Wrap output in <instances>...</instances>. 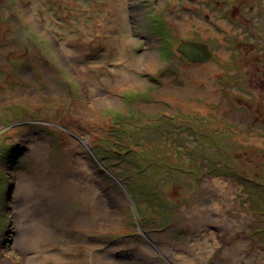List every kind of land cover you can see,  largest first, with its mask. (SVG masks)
Masks as SVG:
<instances>
[{
  "label": "rangeland",
  "instance_id": "obj_1",
  "mask_svg": "<svg viewBox=\"0 0 264 264\" xmlns=\"http://www.w3.org/2000/svg\"><path fill=\"white\" fill-rule=\"evenodd\" d=\"M222 1L0 0V264L37 256L39 264H169L159 237H187L181 209L213 194L207 179L234 185V207L250 219L241 237L264 251V196L245 190L264 192L250 180L264 182V0H241L225 14L232 1ZM157 18L178 36L209 33L215 56L193 69L164 55ZM205 65L211 77L201 75ZM205 82L213 84L206 93ZM118 130L129 140L118 143ZM41 140L48 152L36 158L31 147ZM126 148L135 156L124 159ZM73 157L91 162L99 207L84 212L72 201L74 219H88L68 239L21 250L18 227L28 238L34 230L19 219L23 208L27 221L37 213L16 204L18 187L48 190L51 178H67ZM43 207L41 218L60 217ZM224 248L208 247L191 264H212Z\"/></svg>",
  "mask_w": 264,
  "mask_h": 264
},
{
  "label": "bare ground",
  "instance_id": "obj_2",
  "mask_svg": "<svg viewBox=\"0 0 264 264\" xmlns=\"http://www.w3.org/2000/svg\"><path fill=\"white\" fill-rule=\"evenodd\" d=\"M210 66L205 65L201 68V75L204 78L211 77L212 72H215L213 66ZM205 85L204 92L206 93V91L209 92L213 84L205 82ZM207 96L210 97V94ZM112 102L110 97H107V103ZM63 134L69 137L66 133ZM71 141L72 139H70V144L73 143ZM47 152V146L42 140L41 143H35L31 147V154L36 158H45ZM64 164L69 171L67 178L62 180L51 178L53 184L48 190H44L41 186L34 190L26 185L23 192H21V185L17 189L16 204L27 205L37 213L35 218H30L27 221V213L23 208L22 215L24 216L19 218L34 228L31 232L33 235L28 238L24 236L23 227H18L16 245L23 251L29 250L31 245L41 247V243L44 241L46 243L58 240L64 242L66 238L70 237L69 228L74 227L78 221L84 222L88 219L85 213H81L78 219H74L71 211L67 210L72 201H78L84 212L91 210L94 205L95 208L99 207L98 203L93 200L92 188L86 177L91 162L83 157L77 159L73 157L66 160ZM41 173L43 170H40L38 175ZM204 185L213 194L204 199L193 201L187 209L182 208L180 212L178 222L181 223L180 226L187 233V237H182L177 241H172L164 235L159 237L160 248L166 254L169 264H191L207 254L206 248L215 250L218 244L226 246V248L212 264H233L232 260L237 258L247 259L249 264H264V260H261V257H264L263 249L247 237H241L245 225L250 219L234 207L233 199L236 194L234 185H229L223 179H207ZM49 194L52 195L51 200L42 199L43 195ZM50 201L60 209L61 215L59 218L45 220L41 218V205L44 206V212L47 208L55 211V206L50 204ZM207 230L209 231L206 232ZM200 231L204 233H199ZM20 238L21 242L27 245L20 244ZM148 240L152 242V238L148 237ZM256 255H259L258 259H255ZM104 257L106 258V255ZM33 259L31 264H39L41 260L39 256L36 257V260Z\"/></svg>",
  "mask_w": 264,
  "mask_h": 264
},
{
  "label": "trees",
  "instance_id": "obj_3",
  "mask_svg": "<svg viewBox=\"0 0 264 264\" xmlns=\"http://www.w3.org/2000/svg\"><path fill=\"white\" fill-rule=\"evenodd\" d=\"M156 22H157V25H158L157 30H158V33L160 35L159 37H160V40L162 42V48H163V51L162 52L164 53V55L165 54L166 55H170L171 52H173L174 40L170 36V32H169L170 30H169V27L167 26V22H165L161 18H157ZM164 58H166V57H164ZM251 103H253V102H249L248 104H251ZM122 122H127V120L124 119L123 121H117L116 123H114L115 127L117 128V126H120V124ZM123 132L124 133H127V134L123 135L122 134ZM129 133L130 132L118 130L116 132V134H118L117 137H116L117 140H118V143H120V140H122V141L123 140H125V141L129 140V138L131 136V134H129ZM123 145H126V144H120V146H123ZM120 154L123 155V158L125 159L126 157L124 155H127V156L132 157V156H135L136 153L131 148L130 149H127L126 148V149H124V153L121 152ZM131 161H133L134 166L143 165L142 163H139V162L136 163L134 161V159H131ZM250 180L251 181H254L253 183L258 184L259 186H264V182L260 178H258V179H254L253 178V179H250ZM249 183H252V182H249ZM245 190L247 192H249V193H259V195L261 197L264 196V192L260 191L259 189L254 188V187H252V186H250L248 184L245 185ZM142 194L145 195V197H146L147 200L148 199H153V197H154V193L153 192H149L148 194H145V193H142ZM249 198L251 200L252 197H249ZM260 213L264 216V209L262 211H260ZM261 234H264V229L261 230Z\"/></svg>",
  "mask_w": 264,
  "mask_h": 264
},
{
  "label": "flooded vegetation",
  "instance_id": "obj_4",
  "mask_svg": "<svg viewBox=\"0 0 264 264\" xmlns=\"http://www.w3.org/2000/svg\"><path fill=\"white\" fill-rule=\"evenodd\" d=\"M224 1H227V0H223L222 2H224ZM230 1H232V6H230V7H225L224 9H220L221 11H222V13L223 14H225V13H227V8H230V10L232 11V12H234V10L235 9H238L239 8V10H240V8H242L243 6V1H241V0H230ZM239 1H240V4H239ZM232 23H235V19L233 18V19H231L230 20ZM167 22V25H168V27H169V32H170V36L172 37V39L174 40V46H173V53H174V55L176 54V56L178 55V56H180V58H182V59H184L185 61H187V63H188V66L189 67H193V69H196V67L197 66H199V65H201V64H203V62L202 63H194V62H190L189 60H188V58L185 56V55H183V54H181V53H179V52H177V50H176V47H177V44L180 42V41H182V40H185V41H198V42H204V43H206L207 45H208V48H211L210 47V44H209V42H210V39H209V37H208V34L209 33H207V36H204L203 35V31L202 30H200V29H198V28H195V27H191L192 28V30L193 31H196L197 32V34L199 35V37H192V36H187L186 34H183L182 36H178L176 33H173V32H175L174 31V29H173V27H172V24L171 23H169L168 21H166ZM241 21L239 20V21H237V23H240ZM190 28V29H191ZM181 29H183V28H181ZM177 32V31H176ZM205 32H208L207 30L205 31ZM200 33H201V35L204 37V38H207V39H204L201 35H200ZM188 34L190 35V33H189V31H188ZM237 35V34H236ZM231 36L232 35H230L229 37H228V40L231 38ZM212 38H214V37H212ZM212 40H214V39H212ZM232 40H233V38H232ZM237 42V41H236ZM241 42V44L243 43L242 41H240ZM176 44V45H175ZM213 56H215V55H213V53H212V57ZM168 59V58H167ZM173 59L172 58H170V61H172ZM126 120V119H125Z\"/></svg>",
  "mask_w": 264,
  "mask_h": 264
},
{
  "label": "water",
  "instance_id": "obj_5",
  "mask_svg": "<svg viewBox=\"0 0 264 264\" xmlns=\"http://www.w3.org/2000/svg\"><path fill=\"white\" fill-rule=\"evenodd\" d=\"M176 50L194 63L205 62L212 56L208 45L204 42L182 40L177 44Z\"/></svg>",
  "mask_w": 264,
  "mask_h": 264
},
{
  "label": "clouds",
  "instance_id": "obj_6",
  "mask_svg": "<svg viewBox=\"0 0 264 264\" xmlns=\"http://www.w3.org/2000/svg\"><path fill=\"white\" fill-rule=\"evenodd\" d=\"M208 61V60H207ZM206 62V61H205ZM205 62H203V63H205Z\"/></svg>",
  "mask_w": 264,
  "mask_h": 264
}]
</instances>
